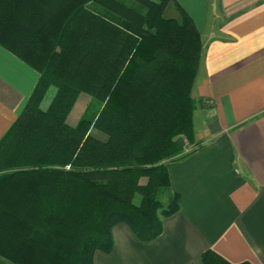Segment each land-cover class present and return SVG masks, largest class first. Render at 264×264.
Returning <instances> with one entry per match:
<instances>
[{"label":"trees","instance_id":"trees-1","mask_svg":"<svg viewBox=\"0 0 264 264\" xmlns=\"http://www.w3.org/2000/svg\"><path fill=\"white\" fill-rule=\"evenodd\" d=\"M171 2L0 0V45L39 74L0 138V256L11 264H94L114 225L151 241L178 210L164 160L185 156L177 137L193 136L202 42ZM81 92L98 106L71 126ZM200 261L232 264L210 249Z\"/></svg>","mask_w":264,"mask_h":264},{"label":"crops","instance_id":"crops-1","mask_svg":"<svg viewBox=\"0 0 264 264\" xmlns=\"http://www.w3.org/2000/svg\"><path fill=\"white\" fill-rule=\"evenodd\" d=\"M172 1L202 42L191 90L193 139L185 156L164 160L179 208L162 217L151 241L114 225L112 250L96 252L94 264H202L208 249L232 264H264V0ZM38 76L0 45V138ZM76 102L66 118L71 126L80 117L71 113ZM0 264L11 263L0 256Z\"/></svg>","mask_w":264,"mask_h":264},{"label":"rangeland","instance_id":"rangeland-1","mask_svg":"<svg viewBox=\"0 0 264 264\" xmlns=\"http://www.w3.org/2000/svg\"><path fill=\"white\" fill-rule=\"evenodd\" d=\"M172 9L173 8H170L169 9V11L167 12L168 15H173V13H172L173 10ZM52 93H53V90L50 88L46 92V94H45V96H44V98L42 100V106H45L49 102V100H50V98L52 96ZM196 103H197V100H195V108H194V111H193V119H194L195 110H196ZM90 106H91V109H90ZM97 106H98V103H94V99H92L90 96H88V95L87 96L86 95L85 96L82 95L80 98H77V102H76V104H75V106H74V108H73V110H72L71 113H72L73 116H74V114L76 115V113L79 116H81L85 111H87V112H93ZM192 123H193L192 124L193 125V131H194V120L192 121ZM91 132L94 135H96V136L102 137V134H100L95 129H92ZM192 139H193V136H192ZM191 140H187L184 136L177 137V142L182 146L183 152H184V149H186L189 146V143H190ZM145 180H146L145 177L140 178V182L141 183H144ZM139 198H140L139 195L138 194H135L133 201L135 203H138L139 202ZM160 199L164 202V204H166V200L167 199H166V196H165L164 193H160Z\"/></svg>","mask_w":264,"mask_h":264}]
</instances>
